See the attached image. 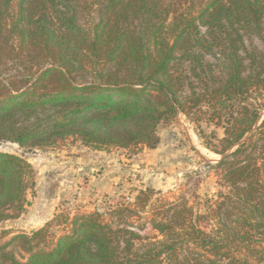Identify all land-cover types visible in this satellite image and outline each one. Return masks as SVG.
Returning <instances> with one entry per match:
<instances>
[{"label": "trees", "instance_id": "obj_1", "mask_svg": "<svg viewBox=\"0 0 264 264\" xmlns=\"http://www.w3.org/2000/svg\"><path fill=\"white\" fill-rule=\"evenodd\" d=\"M263 96L264 0H0V142L153 147L179 115L223 132L205 141L220 156L206 206L194 169L171 199L138 189L56 237L2 229L0 264H264ZM33 184L0 151V224Z\"/></svg>", "mask_w": 264, "mask_h": 264}, {"label": "rangeland", "instance_id": "obj_2", "mask_svg": "<svg viewBox=\"0 0 264 264\" xmlns=\"http://www.w3.org/2000/svg\"><path fill=\"white\" fill-rule=\"evenodd\" d=\"M95 16L91 10L83 13L81 19L89 23ZM181 66L177 65L178 69L188 75V66ZM222 136V128L213 123H194L179 115L159 126V139L153 147L97 149L73 137L39 149L0 142V151L20 155L31 164L34 180L25 192L24 211L1 223L0 230L30 232L50 222L53 226L49 227V238L56 237L68 227L77 211L98 210L106 214L121 196H132L138 189L150 187L171 199L184 173L198 168L202 171L198 175L200 184L193 191L204 207L206 199L216 192L217 184L214 171L203 167L220 158L205 141L217 143ZM186 195L191 199L189 192ZM139 222L133 220L134 225Z\"/></svg>", "mask_w": 264, "mask_h": 264}]
</instances>
